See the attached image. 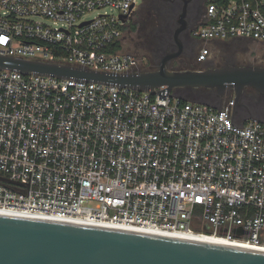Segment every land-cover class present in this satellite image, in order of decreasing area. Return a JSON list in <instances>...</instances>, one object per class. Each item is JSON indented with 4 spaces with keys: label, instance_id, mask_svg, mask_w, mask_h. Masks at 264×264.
I'll return each mask as SVG.
<instances>
[{
    "label": "built area",
    "instance_id": "obj_1",
    "mask_svg": "<svg viewBox=\"0 0 264 264\" xmlns=\"http://www.w3.org/2000/svg\"><path fill=\"white\" fill-rule=\"evenodd\" d=\"M136 3L0 0V57L146 71L122 51ZM200 21L199 64L211 43L264 42V0L207 1ZM221 106L0 70V177L17 183L0 182V214L158 233L197 223L264 249V123L237 126L233 95Z\"/></svg>",
    "mask_w": 264,
    "mask_h": 264
},
{
    "label": "water",
    "instance_id": "obj_2",
    "mask_svg": "<svg viewBox=\"0 0 264 264\" xmlns=\"http://www.w3.org/2000/svg\"><path fill=\"white\" fill-rule=\"evenodd\" d=\"M182 17L177 16L180 23L177 33L184 29ZM174 57L176 54L166 55L157 62L155 71L123 76L10 57H0V70L8 68L24 74L73 78L152 94L165 90L173 99L216 110H221L226 90L231 88L233 122L240 127L245 121L264 123L252 114L253 109L264 110V68L169 71L167 64ZM160 87L164 89L160 91ZM246 87L257 90L260 106L250 104L244 94ZM199 89L216 90L217 99L207 103L183 93ZM244 114L248 116L241 122ZM0 182L17 184L2 177ZM234 233L244 234L241 229ZM0 264H264V253L216 242L0 214Z\"/></svg>",
    "mask_w": 264,
    "mask_h": 264
},
{
    "label": "flooded vegetation",
    "instance_id": "obj_3",
    "mask_svg": "<svg viewBox=\"0 0 264 264\" xmlns=\"http://www.w3.org/2000/svg\"><path fill=\"white\" fill-rule=\"evenodd\" d=\"M207 0H142L138 7L141 8L138 19H134V12L129 21L128 28L132 32V27L139 25V30L143 32V41H135V49L143 48L150 52L152 57V67L146 71L157 70V62L166 55H174L173 60L167 64L169 71H191V70H222L225 68H264V53L256 57L250 53L247 45H264V42L253 41H231L225 43H215L216 49H210V54L204 63H197L196 57L201 42L195 38L191 31L199 24L204 13ZM182 15L184 29L177 33L180 23L177 16ZM124 39V35L122 39ZM124 41V40H123ZM252 57H255L252 59ZM188 98L197 97L207 103L217 99L216 90L199 89L183 91ZM245 96L250 104L259 105L260 96L257 90L246 87ZM233 95V90L227 88L223 102ZM255 116L264 120V110L253 109ZM248 114H244L240 120L244 122Z\"/></svg>",
    "mask_w": 264,
    "mask_h": 264
},
{
    "label": "rangeland",
    "instance_id": "obj_4",
    "mask_svg": "<svg viewBox=\"0 0 264 264\" xmlns=\"http://www.w3.org/2000/svg\"><path fill=\"white\" fill-rule=\"evenodd\" d=\"M142 2V0H137L136 6L137 9L134 12L133 18L136 20L138 19L139 13L141 11V8L138 7L139 4ZM139 25L135 27V30L130 32L129 28L126 29L124 32V41L122 43V51L131 53L137 57H143L144 58V64L147 63L146 67L149 69L152 67V57L150 56V52L145 51L143 48L135 49V41H138L137 37L139 36V33H143L142 31H139ZM248 50L250 53L254 54L255 57L258 54L264 53V45H247ZM210 49H216L215 43H211ZM255 57H252L254 59Z\"/></svg>",
    "mask_w": 264,
    "mask_h": 264
},
{
    "label": "bare ground",
    "instance_id": "obj_5",
    "mask_svg": "<svg viewBox=\"0 0 264 264\" xmlns=\"http://www.w3.org/2000/svg\"><path fill=\"white\" fill-rule=\"evenodd\" d=\"M10 212L11 211H7L4 214L5 215H7V214L11 215L12 213H10ZM131 230H134V229H131ZM134 231L141 232V233L146 232V233H150V234H157V235H161V236L165 235V236H169V237H174V238H178V239L181 238V239L191 240V241H204V242H210V243L216 242V243H221V244H225L228 246L234 245L237 247H241V248H245V249L249 248V249L264 253V249H261L259 247L251 246L249 244L246 245L242 242H238L235 240H228V239H225V238H222L219 236H215V235L208 237L204 234L202 235V233L199 234L198 232L195 233V232H191V231H182L179 233H166V232L158 233V232L150 231V230H144V231L134 230Z\"/></svg>",
    "mask_w": 264,
    "mask_h": 264
},
{
    "label": "trees",
    "instance_id": "obj_6",
    "mask_svg": "<svg viewBox=\"0 0 264 264\" xmlns=\"http://www.w3.org/2000/svg\"><path fill=\"white\" fill-rule=\"evenodd\" d=\"M207 1H214V2H217V3H221V2H223L224 0H207ZM136 27V26H135ZM135 27L133 26L132 27V31H134L135 30ZM140 31V30H139ZM137 39L138 40H141V41H143V39H144V35H143V33H139V36L137 37ZM192 230H193V232H198L199 234H201L202 233V235L203 234H206V236H208V235H212V230L209 228V227H200L197 223H195V224H193L192 225ZM208 237H211V236H208Z\"/></svg>",
    "mask_w": 264,
    "mask_h": 264
}]
</instances>
